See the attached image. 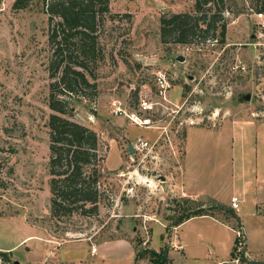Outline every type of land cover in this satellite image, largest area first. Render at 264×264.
I'll list each match as a JSON object with an SVG mask.
<instances>
[{"label":"rangeland","instance_id":"obj_1","mask_svg":"<svg viewBox=\"0 0 264 264\" xmlns=\"http://www.w3.org/2000/svg\"><path fill=\"white\" fill-rule=\"evenodd\" d=\"M195 2L110 0L118 16L108 23L100 59L88 65L91 84L68 98L71 119L99 135L102 197L97 213L57 217L51 212L49 118L55 111L49 104L48 15L42 0L22 9L13 7L14 0H0V248L11 251L14 261L41 264L45 245L55 251L64 241L124 237L132 247L113 245L111 264H156L155 252L166 257L165 264H237L235 259L264 264V124L247 122L264 120V46L254 45L256 23L251 34L240 30L249 28L250 0L228 3L225 45L201 38L186 45L162 42L160 17L193 12ZM158 70L170 83V103L157 95ZM246 93L251 100L240 101ZM146 96L158 101L155 112L141 109L139 100ZM114 99L148 125L135 122L136 116L116 115ZM192 127L197 129L190 180L202 191L192 199L232 209L231 195L238 196L234 215L216 214L235 233L210 219L179 230L165 220L167 208L185 197L175 194L174 184L184 169ZM138 137L156 142L153 150L131 154L129 144ZM198 231L205 235L197 237ZM180 242L182 249L173 247Z\"/></svg>","mask_w":264,"mask_h":264},{"label":"trees","instance_id":"obj_2","mask_svg":"<svg viewBox=\"0 0 264 264\" xmlns=\"http://www.w3.org/2000/svg\"><path fill=\"white\" fill-rule=\"evenodd\" d=\"M35 1L14 0L13 7L28 8ZM229 2L232 0H196L193 12L163 14L162 42L186 45L201 38L202 42L225 45L224 11L231 9ZM42 4L48 15V41L52 47L49 104L55 111L49 118L51 212L57 217L73 211L94 214L102 197L98 186L102 174L98 167L99 135L91 127L71 119L73 108H69L68 98L78 93L80 87L91 84L88 65L100 59L103 40L108 38L105 35L108 23L115 22L118 14L111 11L110 0H42ZM249 8L253 13L264 12V0H250ZM239 13L238 10L235 15ZM175 200V207L167 208L165 220L169 226H179L202 215L221 220L217 212L225 218L234 215V209L220 204L199 203L190 197ZM235 248L236 245L231 252L232 260ZM140 254L142 251L138 250ZM0 255L4 261H13L11 251H0ZM155 255L161 257L154 260L156 264L166 263L162 253Z\"/></svg>","mask_w":264,"mask_h":264},{"label":"crops","instance_id":"obj_3","mask_svg":"<svg viewBox=\"0 0 264 264\" xmlns=\"http://www.w3.org/2000/svg\"><path fill=\"white\" fill-rule=\"evenodd\" d=\"M258 16L253 13L251 14V22L249 20V28L246 29H240L243 32V35L246 34V31L248 34H251V26L252 24H257L258 25ZM255 33L253 32L252 35H254ZM228 39H230V30L228 33ZM250 121H254V123L258 124L260 123V125L264 124V120H256L255 118L248 120L247 122ZM230 129L228 131L229 132V136L228 139L230 141H234V136H233V127H229ZM197 129V127H192L190 129V131L188 132V136H187V140H186V157H185V162H184V169L183 172L181 174V176L179 177V179H177V182L174 184V191L176 192L175 194L177 195H182V196H187V197H191V198H201L200 196L202 195V191H200L198 189V187H194L192 186V182L190 180V178H192L193 174H194V170L192 169V160H190V153H191V146H192V130L193 132ZM226 130V129H225ZM233 145V144H232ZM118 150L120 149L119 146H117ZM121 157V155H120ZM122 158V157H121ZM178 188V191H176V188ZM235 194L231 195L234 196ZM231 198H230V206H231ZM258 200V199H257ZM262 201L258 200V202ZM257 202V203H258ZM232 208V207H231ZM233 209V208H232ZM238 212V211H237ZM199 219H210L212 221L218 222L222 225H224L225 227H228L233 233H235L234 228L231 225H228L226 223H224L222 220H219L213 216L210 215H202V216H196L193 217L185 222H183L182 224H180L179 226H174L175 230H179L181 228V226H183L184 224L188 223V222H192L194 220H199ZM240 221V220H239ZM163 223V222H162ZM241 224V222H240ZM164 225V223H163ZM197 237H203L205 235V232L203 231H198L196 232ZM51 242V240H49V243ZM79 242V243H78ZM97 243V244H96ZM98 245V246H96ZM115 245V246H129L132 247L130 240L128 238H117L114 240H103V241H99V242H94L92 237H86V238H82V239H78V240H70V241H64V242H60L58 243L56 250H50L51 245H45L46 248V256L44 258V260L41 262V264H50L51 262H54L55 264H111L112 262V255H111V251L110 248ZM175 245L177 246V248H183V244L180 242L178 244L175 243ZM93 246L97 247V251L95 253H92L91 249ZM83 248H86L84 250H82ZM1 251H7L4 250L3 248H0ZM134 255H135V251H134ZM34 259H36V256H32ZM224 260H219L218 262H216L215 264H220L222 263ZM32 264V263H29ZM134 264H136L134 262Z\"/></svg>","mask_w":264,"mask_h":264},{"label":"built area","instance_id":"obj_4","mask_svg":"<svg viewBox=\"0 0 264 264\" xmlns=\"http://www.w3.org/2000/svg\"><path fill=\"white\" fill-rule=\"evenodd\" d=\"M259 20H258V30L256 32V38L258 39L257 42H255V46L257 47V45L259 46H264V12H258L255 13ZM238 66V65H237ZM242 68V67H241ZM244 68V67H243ZM155 83L157 86V95L162 98L164 101L170 103V99L168 96V90L170 87V83L168 81L167 75L164 71L162 70H158L155 73ZM139 105L141 107V109L146 112H155L157 110L158 107V101L157 100H153L151 98H149L148 96L143 97L139 100ZM112 110L114 111V113H116V115H122V114H127L126 110L124 107H122L121 102L117 99H114L112 101L111 104ZM128 116H130L133 119V116H136V114L132 113L131 115L127 114ZM136 120L139 121H135V122H141L142 124L148 125V123L146 121H144L143 119H141L140 117L136 116ZM135 120V119H134ZM134 147L136 150H147V151H151L153 150L154 146L156 145V142H151L147 139H144L142 137H138L136 142L133 143ZM239 203H240V199L238 196H232L231 198V206L238 210L239 209ZM239 235L241 234L240 230H238L237 232ZM173 247L177 248V246L175 244H173ZM92 253H95L97 251V247L93 246L91 249ZM0 264H15V261H3L0 258ZM235 261L239 262V259H235Z\"/></svg>","mask_w":264,"mask_h":264},{"label":"water","instance_id":"obj_5","mask_svg":"<svg viewBox=\"0 0 264 264\" xmlns=\"http://www.w3.org/2000/svg\"><path fill=\"white\" fill-rule=\"evenodd\" d=\"M253 37H255V34L253 35ZM179 59L181 61H183L185 59V57L183 55H180ZM251 97H252L251 93H246V94L241 96L240 101H249V100H251ZM135 150L136 149H135L133 143L130 142V144H129V152L131 154H133V153H135ZM160 178H161V180H166L165 176H161ZM15 264H21V262L19 260H15Z\"/></svg>","mask_w":264,"mask_h":264}]
</instances>
